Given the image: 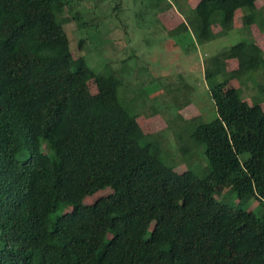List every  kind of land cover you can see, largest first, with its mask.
I'll use <instances>...</instances> for the list:
<instances>
[{"label":"trees","instance_id":"obj_1","mask_svg":"<svg viewBox=\"0 0 264 264\" xmlns=\"http://www.w3.org/2000/svg\"><path fill=\"white\" fill-rule=\"evenodd\" d=\"M72 2L0 0V264H264V109L211 81L228 60L264 66L259 46L206 61L216 117L190 138L209 168L176 171L144 142L114 73L73 56L61 24ZM237 10L264 26L257 0H198L170 32L211 41Z\"/></svg>","mask_w":264,"mask_h":264},{"label":"rangeland","instance_id":"obj_2","mask_svg":"<svg viewBox=\"0 0 264 264\" xmlns=\"http://www.w3.org/2000/svg\"><path fill=\"white\" fill-rule=\"evenodd\" d=\"M72 1L73 10L62 14L61 24L73 56H84L96 71L114 73L121 82L120 101L129 114L136 115L147 135L144 142H152L167 165L204 175L209 168L204 147L196 145L190 133L200 122L216 117L204 76L206 61L240 41L255 42L264 59V26H242V11L237 10L227 34L198 42L191 29L178 36L170 32L188 20L187 11L198 0ZM263 3L257 0L258 6ZM77 11L80 18H71ZM220 28L219 23L213 25L214 31ZM211 81H223L264 109L261 63L240 70L235 60H228L225 70ZM108 191L100 190L85 202L92 203ZM225 201L237 205V194ZM243 205L255 212L260 208L254 198Z\"/></svg>","mask_w":264,"mask_h":264},{"label":"crops","instance_id":"obj_3","mask_svg":"<svg viewBox=\"0 0 264 264\" xmlns=\"http://www.w3.org/2000/svg\"><path fill=\"white\" fill-rule=\"evenodd\" d=\"M189 1H190V0H189ZM190 2H191V1H190ZM197 2H198V1H197ZM197 2H196V3H197ZM196 3H195V5H196ZM195 5H194V6H195ZM191 6H192V5H191ZM191 6H190V7H191ZM191 8H192V7H191ZM191 11H192V9H188V11H187V12H189V16L192 14Z\"/></svg>","mask_w":264,"mask_h":264}]
</instances>
